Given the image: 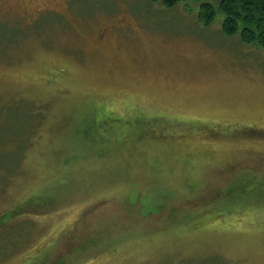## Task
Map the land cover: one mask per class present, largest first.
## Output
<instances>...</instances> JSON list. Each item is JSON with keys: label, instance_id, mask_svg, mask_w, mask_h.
<instances>
[{"label": "rangeland", "instance_id": "obj_1", "mask_svg": "<svg viewBox=\"0 0 264 264\" xmlns=\"http://www.w3.org/2000/svg\"><path fill=\"white\" fill-rule=\"evenodd\" d=\"M22 1L0 0V264H264V49L186 0Z\"/></svg>", "mask_w": 264, "mask_h": 264}, {"label": "trees", "instance_id": "obj_2", "mask_svg": "<svg viewBox=\"0 0 264 264\" xmlns=\"http://www.w3.org/2000/svg\"><path fill=\"white\" fill-rule=\"evenodd\" d=\"M151 1H158L162 6L171 8L181 0ZM186 1L198 4L196 14L203 24L208 25L216 16H220V28L223 35L237 36L242 44L264 49V0ZM117 129L121 132L120 127ZM115 136H118L117 132Z\"/></svg>", "mask_w": 264, "mask_h": 264}, {"label": "flooded vegetation", "instance_id": "obj_3", "mask_svg": "<svg viewBox=\"0 0 264 264\" xmlns=\"http://www.w3.org/2000/svg\"><path fill=\"white\" fill-rule=\"evenodd\" d=\"M22 4H23V7H24V11H26L27 12V10H28V8H29V0H25V1H22ZM23 7H22V10H23ZM46 6H41V5H37V7L35 6L34 7V12H32V13H29V14H37L36 16H35V18L36 17H38L43 11H45L46 10ZM54 12H56V13H58V11H54ZM103 35H104V33H103V31L99 34V38H101V37H103ZM8 214V213H7Z\"/></svg>", "mask_w": 264, "mask_h": 264}]
</instances>
